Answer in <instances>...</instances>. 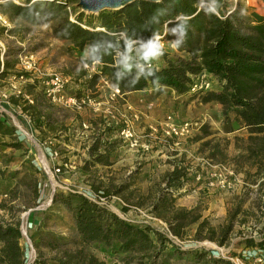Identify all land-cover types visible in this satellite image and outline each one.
I'll return each mask as SVG.
<instances>
[{
	"label": "trees",
	"instance_id": "16d2710c",
	"mask_svg": "<svg viewBox=\"0 0 264 264\" xmlns=\"http://www.w3.org/2000/svg\"><path fill=\"white\" fill-rule=\"evenodd\" d=\"M18 1V0H17ZM0 0V13L12 20H20L33 26L50 23L53 36L69 42L73 50L84 57V62L99 64L100 73L92 76L86 84L94 89L101 78L110 81L122 94L147 91L152 85L164 86L179 95L200 96L203 103L217 102L223 107L226 118L234 114L240 128L248 131L246 152L248 160L258 166L256 173L248 172L249 179L260 177L264 172V16L257 12L249 13L238 4L235 8L223 11L222 0H163L160 3L138 0L122 10H104L99 14L82 11L78 0ZM72 10V14L71 11ZM4 30L1 29L0 34ZM18 29L10 30L14 34ZM158 38L175 47L180 53L172 59L163 54L162 68L139 69L136 63L129 65L136 46L152 45ZM121 53V55H118ZM17 60H7L5 71L15 70ZM145 66L151 64L142 60ZM125 65V67H124ZM124 67V68H123ZM208 73L219 84L218 91L190 94L194 77ZM25 91L33 103L23 97L12 95L10 104L20 108L16 117L25 122L28 118L34 132L52 135L68 131L64 118L60 119L61 109L51 104L37 81L27 83ZM8 127L6 115H0V135L14 133L15 127ZM115 128L107 127L102 121V130L94 138L89 149L90 159L84 162L81 170L94 173L96 166L113 165L112 155L119 146L118 141H110ZM207 126L203 134L207 136ZM34 133V134H35ZM208 141L205 144H211ZM12 146H20L18 143ZM190 167L185 161L176 162L172 171L165 174L162 184L154 191L140 193L135 179L139 170L130 175V182L118 186L96 183L89 177L92 190L101 198L120 197L128 207L148 208L150 213L167 226L162 231L151 225H136L121 218L101 205L99 201L77 191L59 192L53 203L60 204L72 212L78 242L56 233H48L47 247L56 252L52 260L56 264H105L104 261L85 251L84 246L99 243L118 249L119 253L135 256L136 264H171L191 261L195 264H235L232 260L213 256L209 251L196 249L182 250L173 240L188 238V229L195 227L194 239L209 240L219 246L228 245L234 232L235 221L242 211V204L228 214L226 223L216 227L203 217L199 207L186 208L177 205L179 192L189 182ZM95 174V173H94ZM92 180V181H91ZM256 182V181H252ZM263 183H260L261 186ZM164 185V186H163ZM38 182L32 185L35 200L41 197ZM10 200H4L0 209L8 212L10 219L0 217V264H26V250L21 246L23 233L18 217L20 209L13 202L18 194L12 192ZM264 216V204L260 207ZM46 239L40 237L35 243L38 257L34 264H47L43 261ZM46 242V241H45ZM74 245L75 249L68 248ZM248 248L264 250V237L244 239ZM214 253V252H213Z\"/></svg>",
	"mask_w": 264,
	"mask_h": 264
},
{
	"label": "rangeland",
	"instance_id": "374dc122",
	"mask_svg": "<svg viewBox=\"0 0 264 264\" xmlns=\"http://www.w3.org/2000/svg\"><path fill=\"white\" fill-rule=\"evenodd\" d=\"M238 4L245 7L249 13L257 12L264 16V0H222L221 9L227 11ZM69 11L73 13L72 10ZM10 21L12 29L16 28L18 32L12 34L10 29L0 34V64L3 52L4 63L7 60L18 61L19 54H34L47 73H62L71 78L69 88L71 94L84 92L98 101L105 102L111 91L110 86L100 80L97 83L98 87L96 85L89 91L88 85L85 84L90 79L89 75L99 74L97 66L93 69L91 65H88L86 79L79 80L77 77L76 79L72 77V74H81L84 71V57L77 50H73L69 42L61 41L53 36V28L57 22L33 26L20 20L10 19ZM145 45L135 47L131 60L127 62L129 65L136 63V66L141 69L138 64H142V60L145 59L153 67L162 68L165 64L163 54L167 53L172 59L181 55L172 44L166 41L158 40L154 45L147 47ZM14 73L17 72L8 70L3 76L8 78ZM202 74L206 76L205 82L212 88L209 91H218L217 79L206 72ZM2 89L7 91L10 89L8 82L4 83L0 91ZM203 95H179L159 85H152L147 92L137 94L133 98L125 95L120 99L121 104L130 103L140 114L135 127L143 147L141 146L138 150L129 148L120 138L115 137L119 131V128H115V134L109 138L110 141L119 142L118 148L112 155L113 165L96 166L93 169L95 174L84 173L81 167L90 159L89 149L94 138L102 130L103 118L99 112H94L91 107L82 111L61 109L59 117L61 119L65 116L64 122L69 125V131L66 135L54 138L51 135L37 134V132L34 134L16 117L15 113L20 111L18 108L12 111L8 108L9 105H2L8 111L6 116L9 129L15 127L17 130L14 133L8 130V134L1 135L5 138L0 144V204L4 200H10L12 192L18 194V199L13 202V205L20 209L18 217L23 231L21 246L26 250V264H34L38 257V250L34 245L40 237L46 239V242L43 241L45 248L41 250L44 254L43 261L47 264H56L52 260L56 252L50 251L47 247L50 240L48 233L64 235L71 241L79 243L72 212L60 204L53 203V194L57 191L64 193L77 191L99 201L101 205L133 224L151 225L166 231L165 223L154 217L148 208L130 206L125 212L123 208L128 205L120 197L101 198L92 190L88 179L93 177L96 183L103 181L105 185L118 186L121 183L130 182V175L139 170L134 189H138L140 193H148L154 191L158 184H162L165 174L170 172L171 167H175L176 162L182 160L190 167L192 174L199 172L206 175L211 169L208 162L212 166H217L218 169L232 172L233 174L228 176L233 187L206 189L204 185H201L205 180L198 183L190 174L189 182L179 192L181 196L177 199L178 206L189 209L199 207L203 217L208 218L216 227L224 225L228 214L233 213L240 203L242 211L235 221L234 232L226 246H219L209 240H195V227L188 229L187 239L173 238L174 242L182 250L204 249L213 256L228 258L235 264L241 262L251 264L257 256H263L264 250L248 248L243 241L248 237L256 240L264 237V216L260 211V207L264 204V172L260 177H254L253 180L256 182L249 179L248 172L256 173L258 166L248 160L246 152L248 131L241 130L234 114L231 113L226 118L223 107L219 103H203ZM150 104L153 105L152 108ZM169 114H173L178 123L187 121L199 123V128L180 146H174L173 141L165 139L162 134L161 124ZM146 118L149 119V124L143 123L145 122L143 119ZM204 126L208 127L207 136L202 131ZM208 141H212L211 144H205ZM17 143L20 146H12ZM53 151H58L57 158L51 156ZM262 165H264V157ZM57 167L62 168L61 173L55 172ZM35 182H38L41 190V197L36 200L32 188ZM260 183L263 184L259 186ZM0 217L10 219L8 212L1 209ZM30 223L33 227L26 230ZM68 248L76 247L72 244ZM84 248L87 253L96 256L105 264L137 263L135 256L119 253L118 249L99 243L85 245ZM171 264L195 263L179 262L174 259L171 260Z\"/></svg>",
	"mask_w": 264,
	"mask_h": 264
},
{
	"label": "built area",
	"instance_id": "2783aa9c",
	"mask_svg": "<svg viewBox=\"0 0 264 264\" xmlns=\"http://www.w3.org/2000/svg\"><path fill=\"white\" fill-rule=\"evenodd\" d=\"M18 2L17 0H14ZM0 29L5 31H9L12 29V22L8 18V16L0 13ZM158 38L152 44L157 43ZM146 47L148 45H145ZM4 52L2 53V59L0 64V89L3 87L4 83L8 82L10 89L1 90L0 91V115H6L8 111L2 106L5 104H9L10 97L12 95L17 97H23L30 103H33V99L31 96H28L25 91V85L27 83H33L37 81L39 83L40 89H43L45 92V96L47 100L58 107L64 109H72L82 111L87 107H91L94 112H99L105 121V125L107 127H117L119 128L118 133L115 135L116 138H120L124 143H126L129 148L133 150H138L143 147L141 143V138L136 130L135 123L140 119V114L136 112L133 106L130 103H122L121 100L124 98L126 94H122V92L113 87L112 83L105 78H101L100 80L105 82L108 86H110L111 91L106 97L105 102L98 101L94 97H92L88 93L83 94L75 93L71 94L69 92L71 78L63 75L62 73H47L39 60L36 58L34 54H19L18 55V64H17V73L8 76V78L4 77L5 71V63L3 60ZM93 68L95 66L100 70V66L98 63L94 62L91 65ZM140 68H150L151 64L143 65L141 63L138 64ZM98 70V73L100 71ZM91 78L92 75H89ZM205 75L200 74L194 77L193 84L191 86L190 94H198L205 93L212 88L210 84L205 82ZM86 84V83H85ZM84 86V85H83ZM87 86V85H86ZM85 87V86H84ZM98 87V85L96 86ZM91 91L92 89H87ZM140 102L142 100L140 99ZM152 104H150V108H152ZM199 123L197 122H184L178 123L176 121V117L173 114H169L165 121L161 124L162 134L165 139L172 140L174 146H180L183 142H186L193 132L198 129ZM148 147L146 146V149ZM58 151H53L51 156L57 158ZM211 166L209 172L207 171L206 175L195 172L192 176L195 177V180L198 183L203 182L201 185H204L206 189L212 188H222V189H231L233 187V183L230 180L228 175H232V172H228L226 169H218L217 166ZM62 168L57 167L55 169L56 173H61ZM33 227V224L30 223L27 225V229ZM23 233V231H22ZM236 264H245V263H236ZM251 264H264V255H259L255 258L253 263Z\"/></svg>",
	"mask_w": 264,
	"mask_h": 264
},
{
	"label": "water",
	"instance_id": "95a60500",
	"mask_svg": "<svg viewBox=\"0 0 264 264\" xmlns=\"http://www.w3.org/2000/svg\"><path fill=\"white\" fill-rule=\"evenodd\" d=\"M78 6L82 11L92 14H99L104 10H122L128 5L138 0H78ZM148 2L160 3L163 0H143ZM54 197V194H53Z\"/></svg>",
	"mask_w": 264,
	"mask_h": 264
},
{
	"label": "crops",
	"instance_id": "0c3cea01",
	"mask_svg": "<svg viewBox=\"0 0 264 264\" xmlns=\"http://www.w3.org/2000/svg\"><path fill=\"white\" fill-rule=\"evenodd\" d=\"M84 67H85V69H83L84 71L81 73V74H72V77L74 78V79H76V77L77 78H79V80H83V79H86L87 78V73H88V71H87V67H88V64L87 63H84ZM94 69V68H93ZM13 71H15V72H17V69H15V70H13ZM208 74V73H207ZM81 78V79H80ZM161 87V86H160ZM163 88H165V89H169V90H171L172 92H174L175 94H177L176 93V91H174L173 89H171V88H166V87H164V86H162ZM144 92H147V91H139V92H132V93H127L126 94V96H130V97H134L135 95H137V94H143ZM139 96V95H138ZM129 97V98H130ZM9 104H10V102H9ZM5 105H7L8 106V104H5ZM54 106H56V105H54ZM56 107H58V106H56ZM8 108L9 109H11L12 111H16L14 108H18V107H13L11 104L8 106ZM58 108H60V109H64V108H61V107H58ZM19 110H20V108H18ZM69 109H67V111H68ZM71 111H74V110H72V109H70ZM61 112H62V110H61ZM18 113H21V111H19ZM24 119H25V124L27 125V127H29V129L34 133V129L31 127V125H30V123H29V120H28V118H26L25 116H24ZM143 120H145V122H143V123H145V124H149L148 123V118H146V119H143ZM142 120V121H143ZM73 121V120H72ZM65 126H66V128L68 129V131H69V125L65 122ZM151 126V125H150ZM137 127H138V125H137ZM145 128H147V127H145ZM241 130H244V129H241ZM39 132L37 131V134H38ZM67 134V132H65L64 133V135H66ZM60 136L61 135H63V134H59ZM52 136V135H51ZM233 136H234V134H233ZM4 138L5 137H2L1 135H0V144L1 143H3L4 142ZM172 163H173V161H172ZM174 169V166L173 167H171V169H170V171H172ZM157 174H159V173H157Z\"/></svg>",
	"mask_w": 264,
	"mask_h": 264
},
{
	"label": "bare ground",
	"instance_id": "6f19581e",
	"mask_svg": "<svg viewBox=\"0 0 264 264\" xmlns=\"http://www.w3.org/2000/svg\"><path fill=\"white\" fill-rule=\"evenodd\" d=\"M48 165V164H47Z\"/></svg>",
	"mask_w": 264,
	"mask_h": 264
}]
</instances>
